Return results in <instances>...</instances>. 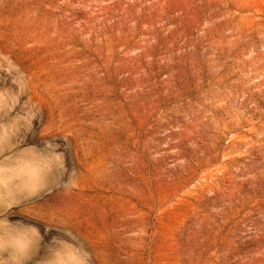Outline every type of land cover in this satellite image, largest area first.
<instances>
[{
	"label": "rangeland",
	"instance_id": "1",
	"mask_svg": "<svg viewBox=\"0 0 264 264\" xmlns=\"http://www.w3.org/2000/svg\"><path fill=\"white\" fill-rule=\"evenodd\" d=\"M10 112L62 162L33 264H264V0H0Z\"/></svg>",
	"mask_w": 264,
	"mask_h": 264
},
{
	"label": "clouds",
	"instance_id": "2",
	"mask_svg": "<svg viewBox=\"0 0 264 264\" xmlns=\"http://www.w3.org/2000/svg\"><path fill=\"white\" fill-rule=\"evenodd\" d=\"M11 112L0 119V264H33L43 237L33 224L11 220L13 207L43 192L62 167L56 146L46 142L41 151L23 143L26 121ZM54 239L37 264H90L89 253L68 233Z\"/></svg>",
	"mask_w": 264,
	"mask_h": 264
}]
</instances>
